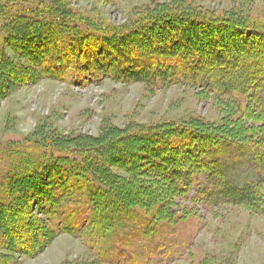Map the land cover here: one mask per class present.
<instances>
[{
  "label": "trees",
  "instance_id": "obj_1",
  "mask_svg": "<svg viewBox=\"0 0 264 264\" xmlns=\"http://www.w3.org/2000/svg\"><path fill=\"white\" fill-rule=\"evenodd\" d=\"M13 1L0 0V42L13 53L0 49V98L38 79L68 75L150 86L185 81L216 96H246L264 115L263 26L176 3L105 26L78 19L67 0H32L16 10ZM235 124L103 125L96 138L40 142L39 158H25L5 184L1 246L33 255L59 233L104 242L131 224L172 221L170 207L199 176L210 180L214 203L264 211V149L252 140L264 135V123L247 127V135ZM226 154L233 164L249 157L252 177L229 179ZM152 209L150 220L144 212Z\"/></svg>",
  "mask_w": 264,
  "mask_h": 264
},
{
  "label": "rangeland",
  "instance_id": "obj_2",
  "mask_svg": "<svg viewBox=\"0 0 264 264\" xmlns=\"http://www.w3.org/2000/svg\"><path fill=\"white\" fill-rule=\"evenodd\" d=\"M67 2L78 19L105 26L124 24L154 5L176 3L219 16L237 15L264 27V0ZM10 4L15 10L28 9L32 0H14ZM0 49L13 56L1 42ZM248 101V97L240 95L216 96L185 81L150 86L110 78L80 81L68 75L63 80L42 78L18 86L0 98V202L9 199L4 188L15 166L24 163L25 158L31 163L39 158L40 142L81 135L96 138L103 125L136 128L185 121H224L229 126L236 123L247 135L251 126L264 123L260 109ZM248 104L246 112L244 105ZM252 140H259L264 149V135ZM225 156L227 164L232 162L226 168L229 179L240 183L252 177L254 164L249 157L233 164V157ZM211 188L206 176L196 177L190 189L176 197L170 207L174 211L172 221L131 224L104 242H84L72 234L59 233L33 255L14 253L0 244V258L4 259L0 264H264V211L245 204H216L207 196ZM154 211L144 212L146 218L152 220Z\"/></svg>",
  "mask_w": 264,
  "mask_h": 264
}]
</instances>
